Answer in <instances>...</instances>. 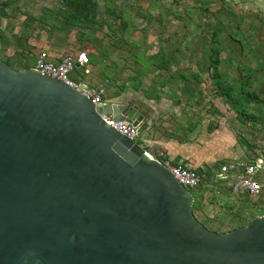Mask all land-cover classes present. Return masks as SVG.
Instances as JSON below:
<instances>
[{
    "label": "rangeland",
    "instance_id": "374dc122",
    "mask_svg": "<svg viewBox=\"0 0 264 264\" xmlns=\"http://www.w3.org/2000/svg\"><path fill=\"white\" fill-rule=\"evenodd\" d=\"M40 51L87 53L85 80L141 113V138L200 169L192 213L207 230L264 216V198L237 195L214 177L227 159L264 158V0L0 3V61L19 71Z\"/></svg>",
    "mask_w": 264,
    "mask_h": 264
},
{
    "label": "water",
    "instance_id": "95a60500",
    "mask_svg": "<svg viewBox=\"0 0 264 264\" xmlns=\"http://www.w3.org/2000/svg\"><path fill=\"white\" fill-rule=\"evenodd\" d=\"M102 115L141 113L0 61V264H264V216L207 230L155 149Z\"/></svg>",
    "mask_w": 264,
    "mask_h": 264
},
{
    "label": "built area",
    "instance_id": "2783aa9c",
    "mask_svg": "<svg viewBox=\"0 0 264 264\" xmlns=\"http://www.w3.org/2000/svg\"><path fill=\"white\" fill-rule=\"evenodd\" d=\"M42 76L57 79L73 90L89 99L94 106L106 103V90L102 85H95L85 80L91 75L90 60L87 53L78 51L64 55H56L47 51H40L30 68ZM79 76V82L73 79ZM102 119L121 136L147 150L151 145L141 138L142 125L140 122L130 124L125 121H113L109 117ZM143 141V142H142ZM140 143V144H139ZM170 174L190 193L197 191L202 184L201 176L191 167L182 163H173L158 157L156 159ZM216 180L226 186L235 194L250 198H264V158L234 159L223 163L215 171Z\"/></svg>",
    "mask_w": 264,
    "mask_h": 264
},
{
    "label": "trees",
    "instance_id": "16d2710c",
    "mask_svg": "<svg viewBox=\"0 0 264 264\" xmlns=\"http://www.w3.org/2000/svg\"><path fill=\"white\" fill-rule=\"evenodd\" d=\"M217 33H214L213 34V37H214V40H216V38H217ZM211 51V55H210V63H211V66H213L212 68H213V70H214V72H215V74H217V69H218V67H219V65H220V62H219V54H218V50H216V49H211L210 50ZM33 64H34V60H33V62L29 65V66H27L28 68H31L32 66H33ZM26 67V68H27ZM222 94H223V96L224 97H226L227 99H230V94H231V90H230V88H225L224 90H223V92H222ZM175 163H177V162H175ZM183 164V163H182ZM183 165H186V164H183ZM188 166V165H187ZM190 167V166H189ZM193 169V168H192ZM200 176H201V174H200V169H197V170H195ZM202 177V176H201Z\"/></svg>",
    "mask_w": 264,
    "mask_h": 264
},
{
    "label": "crops",
    "instance_id": "0c3cea01",
    "mask_svg": "<svg viewBox=\"0 0 264 264\" xmlns=\"http://www.w3.org/2000/svg\"><path fill=\"white\" fill-rule=\"evenodd\" d=\"M51 53V52H50ZM53 54V53H52ZM105 101L106 102H113V101H110L107 97H105ZM139 122V121H138ZM151 147H153L154 149H155V151L157 152V155L160 157V158H162L163 160H165V161H169V162H173V161H170L169 159H168V157H169V154H168V152H167V150L166 149H164L162 146H160V145H152ZM179 155V154H178ZM228 161H231V160H234V159H231V160H229V159H227ZM227 161V162H228ZM174 163V162H173ZM224 163H226V162H224Z\"/></svg>",
    "mask_w": 264,
    "mask_h": 264
},
{
    "label": "flooded vegetation",
    "instance_id": "af4514ba",
    "mask_svg": "<svg viewBox=\"0 0 264 264\" xmlns=\"http://www.w3.org/2000/svg\"><path fill=\"white\" fill-rule=\"evenodd\" d=\"M8 0H0V3L7 2Z\"/></svg>",
    "mask_w": 264,
    "mask_h": 264
}]
</instances>
